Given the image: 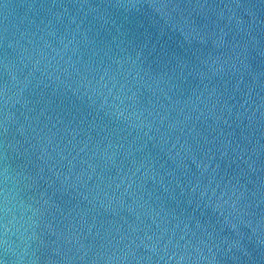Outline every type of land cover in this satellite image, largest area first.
Segmentation results:
<instances>
[{"label": "water", "instance_id": "95a60500", "mask_svg": "<svg viewBox=\"0 0 264 264\" xmlns=\"http://www.w3.org/2000/svg\"><path fill=\"white\" fill-rule=\"evenodd\" d=\"M0 264H264V0H0Z\"/></svg>", "mask_w": 264, "mask_h": 264}]
</instances>
